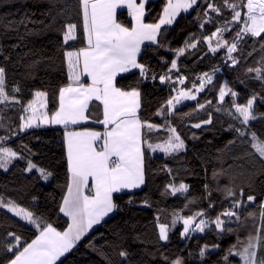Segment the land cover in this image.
<instances>
[{
    "label": "snow or ice",
    "instance_id": "1",
    "mask_svg": "<svg viewBox=\"0 0 264 264\" xmlns=\"http://www.w3.org/2000/svg\"><path fill=\"white\" fill-rule=\"evenodd\" d=\"M48 2L55 7L56 0ZM147 3L149 0H139V3L137 0H79L82 26L65 21L59 31L63 44L68 45L70 41H77L80 38L78 30L82 28L86 46L64 51L69 82L59 87L58 107L51 114L47 111L48 93L35 90L34 98L23 102L18 96L22 93L20 83L16 82L14 85L8 83L7 68L0 62V129L7 131L8 125L5 121L10 119L8 111L19 106L21 123L13 130L14 134L46 124L60 125L65 130L69 182L59 211L70 220L66 230L59 231L51 223L36 215L33 210H27L12 199L0 195V210L11 213L36 229L35 238L30 242L24 240L20 234L10 231L0 238L2 264H63L61 258L70 253L94 225L100 224L105 217L119 209L114 194L132 192L145 185V161L149 153L159 151L167 158L176 159L186 150L184 139L167 118L175 116L178 105L184 101H197V111L211 106L212 100L200 103L198 99V95L206 89L218 92L217 105L213 106V110L236 121L235 124L230 123L227 129L235 133V139L229 144L239 141L241 145L247 146L244 157L259 165L250 175L251 184L255 185L258 180L264 183V179H260L264 177V130H254L252 125V122H257L264 128V112H259L255 107L258 100L264 103V96L253 92L245 103H238L239 94L233 88L227 83L223 86L214 83L213 78L215 73L220 71L219 67H214L212 72L198 75L196 81L191 82L190 88L178 87L186 85V76L176 75L173 78L170 75L173 72L179 73L180 67L177 62L179 57L185 56L186 53L193 55L194 53L188 50L199 51L198 45L201 43L206 44L208 52L213 55L224 49L223 59L226 63L230 62L229 67H235L241 59H246L244 45L248 43V38H251V51L247 52V56H252L255 51H260L261 56L256 62L258 66L248 67L246 71L249 74L254 73L250 78L259 81L264 89V0H166L156 23L144 21ZM122 8H126L132 18L133 24L130 28L117 20V9ZM190 11H195L200 29H205V25L208 24L218 26L208 35L201 32L200 37L195 39L189 37L184 41L183 47L167 49L173 51L176 58L170 61L167 72L157 75L147 64L141 62L142 46L148 42L157 48L164 47L165 41L158 39L166 34L167 30L162 32V28L165 25L171 26L181 13L188 14ZM225 11L229 13L228 16H225ZM63 15V12L57 11V17ZM57 17L53 18V23ZM218 17L222 19L218 20ZM32 23L37 22L25 16L18 22L10 21L3 24V28L19 33L20 27L23 26V35H18V39L23 41L27 36L36 34L28 28ZM236 25L240 27L235 28L231 39L226 38L225 33L233 32ZM45 27L51 28V25ZM257 44L259 49L255 47ZM20 46L16 44L13 47ZM29 54L24 53L19 59L24 60ZM0 55H4L2 48ZM4 60L8 61L10 57L4 55ZM40 63L38 60L24 64V78H34ZM137 72L141 81L158 79L162 85L170 84L171 91L175 92V95L170 96L166 104L155 113L156 116L165 117L163 125L141 118L142 96L139 87L118 86V77L126 73L135 75ZM85 77L87 82L84 80ZM228 96L231 97L230 101L225 100ZM93 101L98 102L102 118L92 119L91 113L97 107L93 105ZM89 122L102 125L104 130L87 128L75 130L70 127ZM212 123V112H208L207 119L193 123L191 127L200 129ZM161 130L167 133V137L162 143H153L151 134ZM10 138L9 135L0 136V170L8 172L15 161L26 160L24 171L31 173L35 170L40 178L48 181L52 176L51 171L38 167L31 159H27L12 147L4 146ZM194 138L198 137L194 134ZM28 152L31 153V149H28ZM164 170L170 176L173 173L167 165L164 166ZM219 175L221 173L213 172V180ZM204 187L206 198H210L213 190L209 184H205ZM216 190L221 191L224 198L230 201V207L223 209L214 219L206 211H198L187 217L174 213L171 225L157 224L159 240L168 242L170 230L175 228L178 221L183 223L181 238L190 239L194 233L209 230L214 231L219 239L234 232L231 227L233 223L243 225L245 221L251 220L255 235L250 234L246 244L238 241L236 245L230 246L221 259L225 264H232L229 257L238 256L243 264H264V199L257 201V197L251 194L245 198L243 188L239 193L231 187L224 189L217 187ZM188 191L189 186L182 182L178 185L169 182L165 186V194L172 196ZM128 203H133L131 198ZM143 203L145 207L150 206L146 200ZM249 205L255 206L258 211H248L246 214L240 211L247 209ZM212 207L214 203L209 199V208ZM219 248V244L211 246L205 244L199 250V256L203 259L207 253ZM118 255L121 264H132L131 253L127 249H121ZM104 259L106 264H111L107 257ZM167 259L164 257L166 262ZM171 264L184 262L177 258L172 260Z\"/></svg>",
    "mask_w": 264,
    "mask_h": 264
},
{
    "label": "trees",
    "instance_id": "2",
    "mask_svg": "<svg viewBox=\"0 0 264 264\" xmlns=\"http://www.w3.org/2000/svg\"><path fill=\"white\" fill-rule=\"evenodd\" d=\"M165 3L166 0H154L147 3L145 23H156ZM58 10L64 15L57 17ZM228 15L229 13L225 11V16ZM25 16L37 22L28 25V28L36 34L27 36L21 41L18 35H23V26L17 33L6 31L3 24L10 21L18 22ZM54 17H57L55 23H53ZM117 20L125 27H131L132 21L126 11H119ZM65 21L82 26V10L79 0H56L55 7H52L48 0H0V48L4 55L10 57V60L5 61L4 55H0V62H3L7 68L8 83L10 85L20 83L22 93L18 96L25 103L34 98L35 90L46 91L49 114L58 107L59 87L69 82L64 51L77 50L79 47L86 46L82 28L78 30L80 38L77 41L69 42L68 45L63 44L59 29ZM46 25H51V28H46ZM216 26L218 25L208 24L202 30L199 28L195 11H190L188 14L181 13L171 26L162 28V32L167 30L166 34L158 39L165 41L164 47L157 48L156 45L142 47L141 62L147 64L157 75H163L168 71L170 61L176 58L175 53L167 49L183 47L184 41L189 37L194 39L200 37L201 32L208 35L215 30ZM237 27L240 25H236L233 32L225 33L226 38L231 39ZM16 44L21 46L14 48ZM251 44L252 40L248 38V43L244 45L246 59H241L235 67H229L230 62L226 63L223 59L224 49L213 55L208 52L207 45L201 43L198 45L199 51L188 50L193 52V55L186 53L185 56L179 57L177 62L180 71L170 73V75L173 78L176 75L186 76V85L178 87L190 88L191 82L196 81L198 75L203 72H212V69H206L208 66L219 67L220 71L215 73L213 78L214 83L218 86L227 83L239 94L238 103H245L253 92L264 96V89L260 82L250 78L254 76V73L249 74L246 71L248 67L258 66L256 62L261 56L260 51L247 56V52L251 51ZM255 47L259 49L258 44ZM206 52L207 55H205ZM24 53L30 54L24 60H20V56ZM234 55L238 56L240 53H234ZM38 60L41 63L37 66L34 78L25 79L23 65ZM117 80L121 88L133 86L140 88L142 119L163 125L165 117L156 116L155 113L166 104L170 96L175 95V92L171 91L170 84L162 85L158 79L141 81L138 72L135 75L130 73L121 76ZM217 96V91L207 89L200 93L198 95L200 103L212 100V105L202 111L196 110L197 101H188L178 105L177 114L167 119L184 139L186 150L176 159L167 158L165 154L151 155L149 153L145 161V185L134 192L114 194L119 209L61 259L63 264H106L104 257H107L111 264H121V258L118 255L121 249H127L131 253L132 264H171V261L177 258H181L184 264H225L221 257L226 254L230 246L236 245L238 241L246 244L249 235H255L253 222L247 220L243 225L233 223L231 227L234 232L219 239L214 231L209 230L201 235H192L190 239H183L180 236L183 226L178 221L175 228L170 230L168 242L160 241L158 238L157 224L171 225L174 213L187 217L198 211H206L214 219L219 212L230 207V201L224 198L221 191L216 190L217 187L220 189L231 187L237 193L243 188L245 198L251 194L257 197V201L264 199V183L258 180L255 185H252L250 180L251 173L259 165L250 158L244 157L247 146L241 145L239 141L229 144L235 139V133L227 129L230 123L235 124L236 121L213 110V106L217 105ZM230 99V96L225 97L226 101ZM93 105L97 107L91 113L92 119L101 118V108L97 103ZM230 106L229 103L228 107ZM255 107L259 112H264V103L259 100ZM18 108L19 106L8 111L10 119L5 121L8 125L7 131L0 129V136L9 135L11 137L4 146L12 147L27 159H31L38 167L51 171L52 176L44 184L35 170L31 173L24 171L26 160L15 161L8 172L0 170V195L12 199L27 210H33L36 215L51 223L57 230L64 231L68 226V221L59 211L69 182L64 129L38 127L14 134L13 130L21 123L19 119L21 113ZM208 112H212L213 123L211 125H204L200 129L191 127L193 123L207 119ZM186 113H191V115H184ZM252 125L254 130H264L257 122H252ZM86 128L102 130L100 124L92 122L77 127V129ZM194 134L198 138H194ZM151 136L153 143H162L167 133L161 130L152 133ZM28 149H31V153ZM165 165L173 170L171 176L164 170ZM213 172L221 173V175L213 180ZM169 182H175L177 185L181 182L187 184L188 193H178L176 196L165 194V186ZM205 184H209L213 190L210 198H206ZM129 198L133 203H128ZM209 199L214 203L212 208H209ZM145 200L150 205L149 207L144 206ZM190 200L192 203H189ZM254 210L258 211L255 206L249 205L247 209L240 211L246 214ZM211 227L214 228V225ZM9 231L20 234L24 240L29 242L35 238L36 233L33 226L6 213L5 210H0V238ZM205 244L209 246L219 244L220 248L210 251L202 259L199 256V250ZM164 257L168 258L167 262ZM229 260L232 264H243L238 256H230ZM0 264H2V258H0Z\"/></svg>",
    "mask_w": 264,
    "mask_h": 264
},
{
    "label": "crops",
    "instance_id": "3",
    "mask_svg": "<svg viewBox=\"0 0 264 264\" xmlns=\"http://www.w3.org/2000/svg\"><path fill=\"white\" fill-rule=\"evenodd\" d=\"M150 1H154V0H149V2ZM137 3H139V0H137ZM146 6V5H145ZM119 11H126L127 13H128V10L126 9V8H122V9H117V13L119 12ZM128 16H129V13H128ZM132 24H133V21H132ZM132 24H131V26H132ZM164 27H169V26H167V25H165ZM163 27V28H164ZM70 42H72V41H70ZM145 45H152V44H149L148 42H146L143 46H145ZM142 46V47H143ZM66 66H67V64H66ZM68 71V70H67ZM127 74H130V73H126V74H123L122 76H124V75H127ZM119 78V77H118ZM84 80L87 82V78L85 77L84 78ZM93 103H97L98 104V102H95V101H93ZM101 118H102V116H101ZM90 123V122H89ZM89 123H87V124H89ZM83 125H86V124H81V125H76V126H70V127H72V128H74L75 130H83V129H77V127H79V126H83ZM46 127H50V128H54V129H64L62 126H60V125H42L41 126V128H46ZM100 127H102V130L101 131H103L104 129H103V126L102 125H100ZM93 130V129H92ZM65 131V130H64ZM65 149H66V145H65ZM151 155H152V153H150ZM66 155H67V149H66ZM141 189V188H140ZM137 190H139V189H135V190H133L132 192H134V191H137ZM122 193H128V191H125V192H122ZM65 194H66V192H65ZM118 194H121V193H118ZM62 204V203H61ZM61 213V212H60ZM61 215L64 217V218H66L67 219V221H68V224L70 223V220H69V218L68 217H66V216H64L63 215V213H61ZM112 215V213L111 214H109V216H107V217H105L104 218V220H106L108 217H110ZM104 220H102L101 221V223L104 221ZM100 223V224H101ZM100 224H98V225H94L93 226V228L89 231V233L87 234V235H89L93 230H95ZM66 230V229H65ZM86 235V236H87ZM85 236V237H86ZM85 237H83L82 239H81V241L85 238ZM81 241H79L78 243H80ZM77 243V244H78ZM69 253H67L66 255H68ZM64 257H62L61 259H63Z\"/></svg>",
    "mask_w": 264,
    "mask_h": 264
},
{
    "label": "rangeland",
    "instance_id": "4",
    "mask_svg": "<svg viewBox=\"0 0 264 264\" xmlns=\"http://www.w3.org/2000/svg\"><path fill=\"white\" fill-rule=\"evenodd\" d=\"M129 18H130V20L132 21V18H131V16L129 15ZM178 18V17H177ZM176 18V19H177ZM158 22V21H157ZM213 43H215V40L213 41ZM214 67H212V66H208L206 69H213ZM184 102H188V101H184ZM184 102H182V103H184ZM33 129V128H32ZM30 130V129H29ZM155 154H164V153H162V152H155V153H152V155H155ZM49 180V179H48ZM42 182L44 183V184H46L48 181H44L43 179H42ZM9 214H11V213H9ZM12 215V214H11ZM15 217V216H14ZM16 218H18V217H16ZM19 219V218H18ZM20 220V219H19ZM22 221V220H21ZM24 222V221H23ZM180 222V224L183 226V223H182V221H179ZM26 223V222H25ZM201 234H203V233H199V232H197V233H194V234H192V235H201ZM191 235V236H192ZM184 239V238H183Z\"/></svg>",
    "mask_w": 264,
    "mask_h": 264
}]
</instances>
